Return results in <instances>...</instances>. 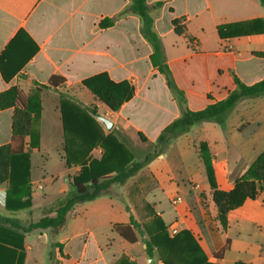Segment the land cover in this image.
I'll use <instances>...</instances> for the list:
<instances>
[{"label":"crops","instance_id":"0c3cea01","mask_svg":"<svg viewBox=\"0 0 264 264\" xmlns=\"http://www.w3.org/2000/svg\"><path fill=\"white\" fill-rule=\"evenodd\" d=\"M158 2L162 3L159 8ZM147 4L166 61L191 111L225 100L236 89L235 77L246 85L264 80V58L257 55L264 52V33L224 39L218 34L222 25L264 20L259 0H147ZM129 6L130 0H0V56L20 31L25 33L21 62L37 48L9 81L0 69V94L16 86L29 94L36 84L62 77L65 83L58 91L84 108L95 109L106 135L118 134L129 149L131 141L156 145L164 129L181 114L164 75L152 66L153 50L141 35L140 18L129 13ZM105 18L114 19V25L100 28ZM175 19L184 25L183 35L176 34ZM257 27L246 24L244 28ZM103 73L115 83L128 82L134 88L132 98L119 111H111L82 85ZM60 93L44 89L41 95L40 149L30 157L33 203L29 210L12 216L21 225L24 216L38 209L43 213L45 207L65 198L80 172V166L67 164ZM98 116L112 121V129ZM13 117L14 108H0V146L12 140ZM202 143L208 145L219 189L232 190L264 152V95L241 99L221 125L195 124L125 183L113 184L94 201L77 204L65 228L24 234V264H118L123 256L128 259L125 264H150L151 259L162 264L158 256L147 255L141 239L130 244L113 228L129 224L131 217L151 222L154 214L164 220L170 236L172 226L178 232L190 231L211 263L264 264V183L256 200H247L227 215L224 230L202 159ZM52 153H59L63 162L59 174L49 172ZM102 153L96 147L91 155L100 159ZM143 171L150 174L149 182L136 177ZM7 189L8 183L0 185L2 216H9ZM46 216L54 217L55 209L41 214L38 221ZM72 217L74 229L68 232ZM89 218L97 222L87 223ZM50 230H55V236ZM45 232L54 243L51 252L42 240ZM228 241L229 249L218 258ZM73 244H77L75 250Z\"/></svg>","mask_w":264,"mask_h":264},{"label":"trees","instance_id":"16d2710c","mask_svg":"<svg viewBox=\"0 0 264 264\" xmlns=\"http://www.w3.org/2000/svg\"><path fill=\"white\" fill-rule=\"evenodd\" d=\"M259 1L264 7V0ZM161 6V2L156 4L158 8ZM125 13L127 11L120 15ZM129 13L140 18L141 35L153 50L150 56L152 66L164 75L167 86L178 103L180 117L167 126L158 138L155 146L159 147V151L155 150L144 161L138 162L136 155L118 134L104 133L95 118L97 114L95 109L84 108L69 95L58 91V88L65 83L64 78L54 76L46 85L36 84L35 89L29 94H24L17 86L1 93L0 108H14V117L12 140L9 144L0 146V185L8 183L5 205L9 214V216L0 215V264H24V234L38 229L59 231L65 228L68 214L77 204L94 201L106 195L113 184L125 183L139 169L157 158L174 139L189 132L195 124L211 121L221 125L241 99L264 95V80L246 85L235 77L236 89L225 100L211 104L200 111H191L186 104V95L177 85L166 61L161 39L153 29L154 20L147 0H130ZM172 24L176 34H184L185 27L181 25V20L175 19ZM246 24L258 27L246 29L244 28ZM113 25L114 19L105 18L99 26L108 28ZM250 33H264V20L258 19L250 23L218 27V34L222 39L245 36ZM24 36V31L16 34L0 56V69L6 81L18 73L20 67L36 52L37 48L31 50L21 62L24 57L21 56V52L25 50L24 44L21 45ZM257 55L264 58V52ZM82 85L98 101L114 112L119 111L134 94V88L128 82L115 83L105 73L84 80ZM44 89H52L60 93L67 164L80 166V172L73 178L72 190L55 208V216H46L25 227L12 216L32 207L30 157L33 152L40 149L41 95ZM140 138L146 142L143 135L140 134ZM96 147H100L103 152L100 159H95L91 155ZM200 149L208 182L213 190V202L218 210V220L222 228L226 230L227 215L242 207L247 200H256L261 194L262 183H264V152L236 182L232 190L223 191L219 189L216 181L208 145L202 143ZM201 198L203 207L207 209L205 196L202 195ZM113 228L130 244L137 243L140 237H147L143 240L147 255L150 258L158 256L162 264H216L208 261L200 243L190 231L183 230L175 236H170L164 220L155 214L151 222L143 225L131 217L129 224H116ZM228 249L229 241L217 257L221 258ZM50 258L53 259L52 255ZM127 261L128 259L123 256L118 264H125Z\"/></svg>","mask_w":264,"mask_h":264},{"label":"rangeland","instance_id":"374dc122","mask_svg":"<svg viewBox=\"0 0 264 264\" xmlns=\"http://www.w3.org/2000/svg\"><path fill=\"white\" fill-rule=\"evenodd\" d=\"M18 88L24 93V94H28V92H26L21 86H18ZM128 146L131 148V150L133 151V153L136 155V158H137V161L138 162H142L144 161V159L148 156V155H151L152 153H154L155 150H158L159 151V147H156L155 145H151V144H148V143H141V142H137V141H131V142H128L127 143ZM62 154V153H60ZM53 157L52 159V162H53V165H49L50 167V170L49 172L52 174H59L62 170H63V162L60 161V158H59V153H52L51 155ZM150 174L148 172H141L140 174H138L136 177H139L141 180H144L145 178L147 179V181L149 182L150 181V178H149ZM62 179V177H61ZM72 190V188H70L69 192ZM148 192H149V189H148ZM36 193L38 194V191H36ZM166 198V197H165ZM60 202V201H59ZM58 202V203H59ZM167 200H165L163 202V205H167L166 204ZM36 203L38 204L39 203V200H38V197H36ZM57 201L53 203V205L51 206H47L45 207V210L43 211V213L40 212V210L38 209V213H30L26 216H24V226L27 227L29 226L30 223H33V222H36L39 220L41 214H50L52 210H54L57 205H58ZM151 209L149 207H147L146 211L148 213H150ZM84 220V219H83ZM168 222H170V219H167ZM85 221V220H84ZM89 222L87 223H90V224H95L97 222V218H89L88 220ZM70 227L68 228V232L70 231H73L74 227H73V217H72V220L70 219ZM139 224L143 225L145 222L144 221H139L138 222ZM99 229V228H97ZM50 233L52 234V236H55V230H50ZM145 238L147 237H140L141 241H143ZM45 243L46 246L49 247V252H51L53 250V246H54V243H50L51 242V235L49 233H44L43 235V239H42ZM74 246V250L77 246V244H73ZM48 252V253H49ZM39 261V260H38ZM48 263V262H47Z\"/></svg>","mask_w":264,"mask_h":264},{"label":"water","instance_id":"95a60500","mask_svg":"<svg viewBox=\"0 0 264 264\" xmlns=\"http://www.w3.org/2000/svg\"><path fill=\"white\" fill-rule=\"evenodd\" d=\"M97 118H98L99 121H101L105 125V127L108 130H111L112 129V127H113L112 121H110L109 119H106L104 117H101V116H98ZM150 264H154V259H151L150 260Z\"/></svg>","mask_w":264,"mask_h":264},{"label":"built area","instance_id":"2783aa9c","mask_svg":"<svg viewBox=\"0 0 264 264\" xmlns=\"http://www.w3.org/2000/svg\"><path fill=\"white\" fill-rule=\"evenodd\" d=\"M179 199L177 198V199H175V201H174V203H177V201H178ZM171 235L172 236H175V235H177L179 232L177 231V228L176 227H174V226H172V228H171Z\"/></svg>","mask_w":264,"mask_h":264}]
</instances>
